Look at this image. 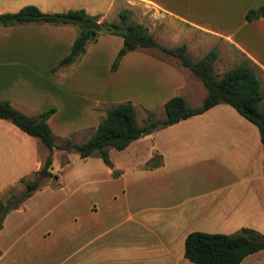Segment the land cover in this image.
Wrapping results in <instances>:
<instances>
[{
	"label": "crops",
	"instance_id": "crops-1",
	"mask_svg": "<svg viewBox=\"0 0 264 264\" xmlns=\"http://www.w3.org/2000/svg\"><path fill=\"white\" fill-rule=\"evenodd\" d=\"M136 4L233 47L264 74V17L245 19L264 0H0V14L26 5L48 13L83 9L101 24ZM79 30L72 23L0 25V101L29 116L59 103L63 108L48 119L52 131L71 125L87 130L99 123L98 104L132 100L164 107L181 95L191 106L204 87L180 62L148 49L127 53L112 71L123 46V38L113 34H100L76 67L54 72ZM206 95L207 90L202 99ZM46 149L38 138L0 118V194L32 178L45 162ZM112 150V168L93 156L105 176L101 193L53 204L38 197L46 180L59 179L52 177L8 213L0 229V264H18L39 249L48 259L58 257L56 264H194L185 257V239L193 231L236 234L252 228L264 235L260 132L233 106L217 104L124 150ZM155 153L163 164L147 168ZM35 213L38 221L31 224ZM263 259L261 250L240 264Z\"/></svg>",
	"mask_w": 264,
	"mask_h": 264
},
{
	"label": "trees",
	"instance_id": "trees-1",
	"mask_svg": "<svg viewBox=\"0 0 264 264\" xmlns=\"http://www.w3.org/2000/svg\"><path fill=\"white\" fill-rule=\"evenodd\" d=\"M68 16L94 19L83 9L67 13H48L35 5H26L17 12L1 13L0 25L76 24L69 21ZM119 17V22H102L99 31L85 29L79 25L80 30L70 53L52 70L56 72L60 68L74 65L86 53L87 46L96 42L100 34H113L123 38V46L112 64V71L118 68L121 58L129 52L139 49H159L162 53L179 60L182 66L201 81L207 90L206 97L200 106H190L183 96L176 95L164 104V119H156L155 115L149 112L142 124L138 122L137 108L131 101L120 102L113 106H100L104 116L91 135L85 136L80 143L68 138L56 142L48 123V119L56 112L55 108H50L37 116H29L13 107L8 101H0V118L11 121L25 133L38 138L49 151L42 168L34 174L33 179L20 180L25 191L9 198L5 203L0 202V229L8 213L18 209L46 179L58 178V175L53 173L55 149L76 152L82 159L100 156L104 163L112 168L110 149L124 150L132 142L146 135L202 114L221 103L233 106L258 127L264 149V88L259 77V72L262 70L256 63L244 56V60L217 75L214 68L218 59L216 49H211L202 58L194 60L189 55L186 44L177 47L160 44L148 27L131 19L128 9L120 11ZM262 17H264V4L257 9L249 10L245 19L249 22ZM162 164L161 154L155 153L146 163V167L157 168ZM261 250H264V235L252 228H243L236 234L193 231L185 239V257L194 264H240L248 255Z\"/></svg>",
	"mask_w": 264,
	"mask_h": 264
},
{
	"label": "rangeland",
	"instance_id": "rangeland-1",
	"mask_svg": "<svg viewBox=\"0 0 264 264\" xmlns=\"http://www.w3.org/2000/svg\"><path fill=\"white\" fill-rule=\"evenodd\" d=\"M128 10L131 19L148 27L149 31L154 35L155 39L160 44L167 47H177L182 44H186L188 53L194 60L202 58L211 49H216L218 52V59L214 64V68L217 75L222 74L225 70L235 66L237 63L245 59V57L240 54V52H238L233 47L223 44L222 41L210 36L208 37L205 35H201L191 29L189 30L184 24L179 23L178 21L171 20L168 17H164L162 15L156 16V11L150 10L148 7L136 4L133 8H130ZM115 21H120L119 14ZM147 51L152 54H158L172 61L176 60L177 62H179V60H177L176 58L162 53L159 49H148ZM116 58L117 56L115 57L114 61L116 60ZM80 60L74 63L73 67H76L80 63ZM64 69H72V67H64ZM259 75L262 81V86L264 88V74L262 72H259ZM70 94L74 95L75 97L77 96V94L74 92H70ZM205 94L206 89L202 86V88L197 90V95L194 96L190 101L191 106H200L203 102L202 97L205 96ZM124 101H131L136 106L137 119L140 124H142L146 120L147 114L149 112L153 113L156 119L161 120L165 118V110L163 105L161 107L151 108L148 105L141 103V101L134 102L132 100H122L109 101L106 103L104 102L98 104L95 113L99 118V121L104 116V112L101 111L100 106H113ZM51 108H55L57 111L59 109L61 110L63 106L59 103H56V105ZM98 109L99 112H97ZM84 130L79 129L78 125H71L68 127L54 126L53 133L55 135L56 142H60V140L68 138L73 140L74 142L80 143L85 136L88 137L91 135L94 128H89L85 131ZM113 150L115 151V149ZM46 151L47 153H49L48 149H46ZM97 159L99 158L92 157L88 159H82L76 152H64L63 150L55 149L53 151V173L58 175L59 179L58 181L55 179L46 180L45 184L41 188L42 192L38 197L44 198L49 201L51 200L52 202L55 201V203L53 204H56L59 202L62 203L63 200H66L65 202L74 199L77 201L81 197H92V195L101 193L104 190L103 185L105 176L102 173H99L101 164L99 161L100 159ZM31 179H33V177ZM56 187H59L57 190L59 192H55ZM24 191L25 187L23 184H16L10 189L6 190L4 193L0 194V202L5 203L9 198L15 195L18 196ZM94 198L96 197L94 196ZM64 205L62 207H64ZM99 208V214H101V212L103 211V207L99 206ZM64 210L65 209H63V211ZM36 216H38V213H35L34 217H32L33 219L32 221H30L31 224H35V222L38 221V217ZM73 220L74 219H70L71 224L74 223L72 222ZM25 223H23V225ZM17 236L18 233L15 234L14 239H16ZM48 247L50 248V246ZM43 252L45 251H41V249H39L33 252L29 257H27V259H20L18 261V264H56L58 257L55 258L52 254L53 257L48 259L45 257V255L41 254ZM260 263L264 264V259L261 260L259 264Z\"/></svg>",
	"mask_w": 264,
	"mask_h": 264
},
{
	"label": "water",
	"instance_id": "water-1",
	"mask_svg": "<svg viewBox=\"0 0 264 264\" xmlns=\"http://www.w3.org/2000/svg\"><path fill=\"white\" fill-rule=\"evenodd\" d=\"M67 19L69 21H72L84 27L85 29H94V30L99 31L101 28L100 23L94 19H85V18H78V17H72V16H68Z\"/></svg>",
	"mask_w": 264,
	"mask_h": 264
}]
</instances>
